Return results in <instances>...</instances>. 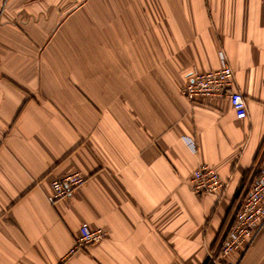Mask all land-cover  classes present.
Wrapping results in <instances>:
<instances>
[{
  "label": "crops",
  "instance_id": "crops-1",
  "mask_svg": "<svg viewBox=\"0 0 264 264\" xmlns=\"http://www.w3.org/2000/svg\"><path fill=\"white\" fill-rule=\"evenodd\" d=\"M224 64L245 119L181 92ZM263 68L260 0H0V264H215L264 162ZM203 165L220 198L192 191ZM83 224L104 238L72 251ZM228 260L264 264V228Z\"/></svg>",
  "mask_w": 264,
  "mask_h": 264
},
{
  "label": "built area",
  "instance_id": "built-area-1",
  "mask_svg": "<svg viewBox=\"0 0 264 264\" xmlns=\"http://www.w3.org/2000/svg\"><path fill=\"white\" fill-rule=\"evenodd\" d=\"M264 2V0H260ZM264 83V68H263ZM181 92L189 102L201 99L226 98L237 119H245L246 103L242 93L236 89L233 73L229 65L224 64L217 70L192 72L182 86ZM254 168L249 181L237 200V205L228 228L212 259L215 264H235L228 256L234 251H243L249 247L258 233L264 228V162ZM80 172L70 173L51 182V194L46 198L50 204L70 196L75 188L84 182ZM190 185L197 195H212L220 198L225 188L216 171L207 166L194 170ZM104 238V232L91 230L81 225L79 236L75 239L72 251L83 250L98 244Z\"/></svg>",
  "mask_w": 264,
  "mask_h": 264
},
{
  "label": "bare ground",
  "instance_id": "bare-ground-1",
  "mask_svg": "<svg viewBox=\"0 0 264 264\" xmlns=\"http://www.w3.org/2000/svg\"><path fill=\"white\" fill-rule=\"evenodd\" d=\"M64 176H66V175H64Z\"/></svg>",
  "mask_w": 264,
  "mask_h": 264
}]
</instances>
